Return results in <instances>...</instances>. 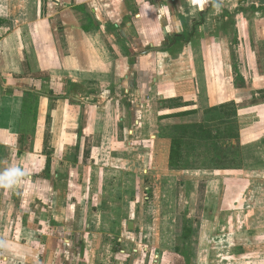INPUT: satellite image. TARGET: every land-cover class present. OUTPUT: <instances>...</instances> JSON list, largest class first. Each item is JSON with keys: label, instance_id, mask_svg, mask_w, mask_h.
<instances>
[{"label": "rangeland", "instance_id": "rangeland-1", "mask_svg": "<svg viewBox=\"0 0 264 264\" xmlns=\"http://www.w3.org/2000/svg\"><path fill=\"white\" fill-rule=\"evenodd\" d=\"M243 2L233 0L226 16L216 3L201 10L211 15L205 27L226 29L233 47L225 53L194 54L198 60L216 59L218 66L196 69L200 121L165 125L158 122L160 100L147 88L153 78L162 80L172 71L167 62L177 58L190 37L188 30L201 17L192 22L190 11L185 19L177 5L165 4L174 18L170 24L180 32L163 44L158 37L150 42L153 47L143 46L147 39L135 33L117 32L119 42L113 44L103 34L114 47L117 63L102 82L92 84L75 75L55 78L65 71L64 63L73 69L72 61L80 66L85 61L82 31L94 26L102 31L104 22L120 28L135 14L155 15L162 22L161 5L141 0H0V17L8 21L0 34L11 35L4 51L11 60L20 57L27 77L18 86L13 76H0V89L11 100L18 99L16 105L22 103L32 121L50 108L48 95L68 97L70 107L64 105L62 112L73 110L56 126L54 159L20 154L28 151L27 137L6 167L25 173L19 183L5 188L4 197L16 207L20 204L12 219L23 211L21 222L27 224L31 215L41 221L34 234L55 241L43 245V251L85 256L83 261L78 256L57 264H264V2ZM140 39L142 44H137ZM162 46L166 51L153 58L143 51ZM150 61L153 67L147 66ZM54 65L63 68L48 71ZM19 88L46 96L35 98ZM109 99L112 110L106 109L103 142L87 148L81 144L86 108ZM179 100L171 107L187 106L188 101ZM25 115L22 132L27 136L32 124ZM46 126L55 129L49 121ZM154 137L172 138L179 147L172 168L160 158L163 147ZM38 203L51 215L31 211ZM244 210L251 212L248 227L237 221L247 218Z\"/></svg>", "mask_w": 264, "mask_h": 264}, {"label": "crops", "instance_id": "crops-1", "mask_svg": "<svg viewBox=\"0 0 264 264\" xmlns=\"http://www.w3.org/2000/svg\"><path fill=\"white\" fill-rule=\"evenodd\" d=\"M141 1L142 3H147V5L150 4V1L153 2V4L161 5L158 11L162 13L161 21L163 23L158 21L155 15L145 16L142 14H135L131 18L132 20L127 21V23L120 28L118 24H114L113 29L110 23L108 24L104 22L100 28L102 31H97L99 29H96L97 27L95 26L82 31L85 35V61L83 62L82 66L78 65L75 60V63L72 61L70 65L73 67V69H69V66L64 63L65 71H59L60 74L56 75L55 78L69 80L75 75L76 77L81 78L82 82L85 83L96 84L102 82L105 78V72H109V69H112L114 63H117L114 47L111 46V43L113 44L114 40L119 42L118 39H116V33L128 32L130 34L135 33L137 37L143 36L145 39H147V42L142 44V40L140 39V42L137 44L152 47L153 45L150 42H153L155 39L162 36L163 39L161 42L163 44V42H165L168 37L171 35L177 36L179 35L177 32H180V30H175L174 26L170 24L171 19L173 20L174 18L170 15L169 9L165 8L164 5H177L179 11L181 10L180 13L182 18H188L187 12L190 11V20L192 22H195L198 16L199 18L201 17L202 22L199 24L200 26L197 25L194 26L193 29L188 30V32H191L190 37L186 42L182 43V47L179 49L177 58L172 60L169 59L167 62V65L170 68H173L172 71L168 73V76H163L162 80L153 78L147 90L154 91V94H156L157 98L160 100L158 109V122L165 125L199 122V97L196 95L197 92L195 91V84L197 83L196 69L217 68L218 66L216 59L198 60L194 54L196 52L213 53L217 51L225 53L226 50H232L233 47L230 43L231 41H229L226 29L223 30L217 26L205 27V20L207 21L209 18H211V15L209 14L205 16L206 12L201 10H203L204 6L210 7L212 3H216L221 6V10H223V16H226L228 15L227 12L230 10V7L228 6L233 0ZM243 1V3L247 6L256 4L260 5L264 2L263 0ZM191 8L192 12H196L197 10L195 15L192 14L190 10ZM138 27H141V29L139 30ZM103 34L107 37V41L111 42L110 44L106 42V37ZM10 36L11 35H7L0 39V76L2 78L13 76L17 81L16 84L20 86V84H24L27 80V77H23V75L26 73L25 64L20 62L19 56L16 55V59L13 58L11 60L7 56V53H5V42L6 40H9L8 38ZM261 39L264 40V28L262 29ZM174 45V43L168 45L166 50H169ZM238 47L240 46L238 45ZM162 49L163 46L158 49L152 48L151 50L145 49L143 51L147 52L149 58H153L155 53L166 51ZM5 56L7 57V61ZM74 64H76V66L79 68H75ZM147 66L153 67L154 63L150 61L147 63ZM61 68L63 67L54 65L53 67H50L48 71L56 72L61 70ZM123 78L125 80L129 79L127 75H125ZM223 78L224 79H222V82L227 84V77L223 76ZM4 85L8 86V83L5 82ZM141 89L143 91V88ZM19 90L27 93H33L35 98H42L46 96L45 94L32 92L31 90H26L23 88H19ZM227 90L228 89L225 86V95L223 98L227 95ZM125 91L127 92V90ZM48 97L51 100L50 108L43 114L42 112L40 113V111L35 114V120H33V122L29 113L23 111V104L19 102L16 105L15 100L17 102L19 100H11L10 96H7L6 92L4 91V88L0 89V173L7 169V159H13V153L15 150H20L18 149L19 142H23L27 137L30 138V140H28V151L24 150L23 153H20L23 154L25 158H28L29 155L32 157L34 156L36 159H43L45 157H52L54 159L56 157V144L53 143L55 139L54 137L56 136V126L61 119L70 116L72 109H67L65 114L62 112L64 105H68V107H70L68 97L50 95H48ZM175 99H181L179 102L183 100L188 101L187 106L178 108L171 107ZM147 100H151V98L147 97ZM110 101L111 99H109L107 103H98V106L95 107V109H92L91 107L86 108L85 125L83 126V133L85 136H82L81 140V144L83 146L85 145L87 148L96 146L98 148L100 146V142H103L104 134L106 132V109L112 110V107H110ZM253 106H256V104H253ZM29 111H32V109L29 108ZM78 111L79 114H81L80 110ZM25 114H27V117L29 118V120L27 119V122L30 123V125L32 124L30 127L31 134H28L27 136H25L26 134L22 132L24 119L26 117ZM40 116H43L44 118L45 123L43 122V125L40 122ZM79 116L80 115H77V117ZM46 121H49L50 124H54L55 129L53 130L47 127ZM71 130L72 133L75 132L74 128ZM49 133H53V136H51ZM93 140L96 142L90 143V141ZM85 142L88 144L86 145ZM154 142H158L163 147L160 158L167 159L168 165V153L170 146L169 139L163 137H154ZM28 145L26 143L23 144L24 147H27ZM89 159L93 158L90 157ZM4 194L5 188L0 187V264H57V260L72 261L76 260L78 256H81L82 261L84 260L85 256L80 252H66L64 257V255L62 256L56 252L43 251L41 247H44L43 245H45L48 241L54 243V240L51 241L53 238L34 234L36 233L35 231L41 229L42 223L41 221H37V217H34L33 215H31L29 220H27V224L23 222V220L22 222L20 220L21 217L25 216V212L23 211L21 214L22 216H19V219H12V214L15 210V213L18 211L17 208H19L20 204L18 203L16 207V204L13 201H9L7 198H5ZM42 210L46 211L47 216L51 215L49 208H45V206H43L41 203H38L31 208V211L33 212L41 213ZM245 212H247V218L244 219L243 217V219L237 220L239 221V224H242V227H248L247 222L250 220L249 218L251 216L250 210ZM19 213L21 212L19 211ZM263 219H261L260 222ZM27 230L33 234L30 235V232H27ZM82 261L78 262L77 264H84Z\"/></svg>", "mask_w": 264, "mask_h": 264}, {"label": "clouds", "instance_id": "clouds-1", "mask_svg": "<svg viewBox=\"0 0 264 264\" xmlns=\"http://www.w3.org/2000/svg\"><path fill=\"white\" fill-rule=\"evenodd\" d=\"M25 176V173L20 168H9L0 173V187L11 188L19 183L20 178Z\"/></svg>", "mask_w": 264, "mask_h": 264}, {"label": "trees", "instance_id": "trees-1", "mask_svg": "<svg viewBox=\"0 0 264 264\" xmlns=\"http://www.w3.org/2000/svg\"><path fill=\"white\" fill-rule=\"evenodd\" d=\"M4 28H8V21L6 19H3L0 17V30L4 29ZM1 38H2V34H0V39ZM191 127L202 128L203 125L194 124ZM178 128H180V127L174 126V129H178ZM169 140H170V146H169V153H168V166H169V168H172L174 166V161L176 159L175 155H178L179 147L175 144L174 139L169 138Z\"/></svg>", "mask_w": 264, "mask_h": 264}, {"label": "water", "instance_id": "water-1", "mask_svg": "<svg viewBox=\"0 0 264 264\" xmlns=\"http://www.w3.org/2000/svg\"><path fill=\"white\" fill-rule=\"evenodd\" d=\"M127 228H128V229L133 228V224H132V223H128Z\"/></svg>", "mask_w": 264, "mask_h": 264}]
</instances>
